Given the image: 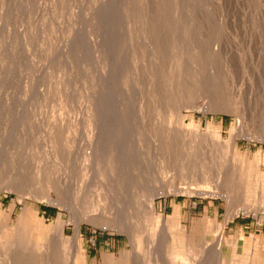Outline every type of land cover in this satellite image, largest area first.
I'll list each match as a JSON object with an SVG mask.
<instances>
[{
	"label": "rangeland",
	"instance_id": "rangeland-1",
	"mask_svg": "<svg viewBox=\"0 0 264 264\" xmlns=\"http://www.w3.org/2000/svg\"><path fill=\"white\" fill-rule=\"evenodd\" d=\"M205 76L231 110L210 108ZM0 147V241L28 239L33 264H112L182 232L219 264H264V0H0ZM200 167L215 193L218 175L240 186L235 208L188 193Z\"/></svg>",
	"mask_w": 264,
	"mask_h": 264
},
{
	"label": "bare ground",
	"instance_id": "bare-ground-1",
	"mask_svg": "<svg viewBox=\"0 0 264 264\" xmlns=\"http://www.w3.org/2000/svg\"><path fill=\"white\" fill-rule=\"evenodd\" d=\"M194 40V39H193ZM192 40V41H193ZM199 40L198 38L195 39V41ZM194 41V42H195ZM207 42V41H206ZM208 43V42H207ZM198 44V43H197ZM169 45V44H168ZM195 45V43L193 44ZM199 45V44H198ZM206 45V43H205ZM197 46V45H196ZM199 47V46H197ZM201 47V51L203 50L202 46ZM209 48V47H208ZM198 49V48H197ZM206 48H204L205 50ZM180 50V48H179ZM208 50L207 49V52L206 50L205 51H202V54L205 52L206 54L209 55L208 53ZM198 51L200 52V50L198 49ZM204 53V54H205ZM215 53H217L215 51ZM183 54V53H182ZM214 54V53H213ZM198 55V54H197ZM201 55V57H202ZM199 56V55H198ZM205 56V55H203ZM211 56V55H210ZM215 56V55H214ZM203 58V57H202ZM210 58V57H209ZM218 58V57H217ZM185 59V58H183ZM215 59V58H214ZM210 60V59H209ZM185 61V60H184ZM213 60H211L212 62ZM215 61V60H214ZM180 62H183V60H181ZM186 62V61H185ZM187 63V62H186ZM189 63V62H188ZM190 64V63H189ZM206 64V63H205ZM204 64V66H205ZM191 66H193L192 64H190ZM180 66V65H179ZM199 66V65H198ZM202 66V65H201ZM203 66V67H204ZM193 68L196 70V65L195 67L193 66ZM191 68L189 70L192 71V73H188L187 76H186V79H187V82L191 79H194V77H197L196 76V72L194 71V69ZM210 71V70H209ZM208 71V72H209ZM207 72V73H208ZM218 75V74H217ZM221 75V74H220ZM203 77V76H202ZM198 80L200 82H204L206 85H208V91L210 93V97H211V101H210V108L212 109H215V110H224V111H228V110H231L233 107H232V104L229 102L228 98L225 97L224 98H221L220 97H223V96H220V94L223 95V92H224V96H228V94H226V90L224 89V85H223V81H219L217 78H212V77H209V76H205L204 78H198ZM214 86V87H213ZM208 93V94H209ZM162 96V95H161ZM145 97V96H144ZM229 97V96H228ZM234 97H237L236 95ZM240 98V97H238ZM211 109V110H212ZM208 110V109H207ZM243 113V112H242ZM242 113H240V117L241 118V115ZM247 114V112H246ZM244 114V116L246 115ZM249 117V115H248ZM245 118H247L245 116ZM181 119V116L178 115V120ZM242 119V118H241ZM244 119V118H243ZM248 119V118H247ZM239 120V119H238ZM239 125V130H242L240 124ZM237 125V126H238ZM249 125V124H248ZM122 127V126H121ZM212 127V126H211ZM181 128V127H180ZM183 128V127H182ZM201 128V127H200ZM173 133H175L176 135L170 133L167 131V137H176L177 134H183V131L182 130H175ZM209 135V134H208ZM208 135H205L208 137ZM218 140L216 139L217 141V146H221L222 145V139H221V136H220V133L218 134ZM150 138V137H149ZM211 138V137H210ZM234 138L235 137V133H231V142H234ZM151 139V138H150ZM171 139V138H170ZM205 139V138H204ZM206 141V140H205ZM213 141V139H212ZM214 141V142H216ZM118 142V141H117ZM165 142H167V140H163L162 141V146H166L165 145ZM20 144V143H19ZM234 144V143H233ZM1 148V147H0ZM174 148V147H173ZM215 148V147H214ZM235 148V147H234ZM204 149V148H203ZM108 150V149H107ZM107 150H104L108 153ZM137 150V149H136ZM20 151V150H19ZM135 152V151H134ZM204 152V151H203ZM214 152V151H213ZM97 155L101 154L102 153V149L99 150V149H96V152H95ZM2 154V152H1ZM178 152L176 149H172L170 151H166L164 150L162 152V154L160 155V158L161 159H164V160H168L169 164L176 160L177 158V155ZM208 154V152H207ZM212 154V153H211ZM206 155V154H205ZM210 155V154H209ZM220 155V153H219ZM231 155V154H230ZM218 156V155H217ZM107 157V156H106ZM180 156H178L179 158ZM187 157H190V155L187 154ZM139 158V157H138ZM182 159V158H181ZM195 159V158H194ZM218 159V158H217ZM112 160V159H111ZM149 160V159H148ZM157 160V159H156ZM230 160V159H229ZM152 163V162H151ZM195 165V164H194ZM191 167V166H190ZM195 167V166H194ZM199 167V166H198ZM203 168V167H202ZM23 169V168H22ZM177 169V168H176ZM201 169V167L199 168ZM198 169V170H199ZM181 170V169H180ZM194 170V169H193ZM156 171V170H155ZM189 171V170H188ZM181 172V171H180ZM179 172V173H180ZM191 172V171H190ZM200 172V173H199ZM197 172L200 176L201 174V178H202V187H200L199 189H195V187L193 186L192 187V183L188 186V187H185L186 190L188 191V193H199V194H202V195H208V196H220V197H223L227 202H228V206L229 208H233L235 206V203H236V196H237V191H236V188H238L237 190H239L240 186L238 185H234V183L232 184L231 182H226V179H222L221 178V175H218V178H217V183L219 184H224V187H226V189L228 190H224V188H222L223 191H225L224 193H215L214 190H212L211 188V185H210V181L208 180V173H206V170L203 168L201 169V171ZM214 172V171H213ZM196 173V172H195ZM216 173V172H214ZM223 173V172H222ZM175 174V173H174ZM37 175V174H36ZM177 175V173H176ZM46 174L42 175L41 177V181H43V179H46ZM158 176V174H157ZM166 176V174H165ZM191 176V174H190ZM198 176V175H197ZM48 177V176H47ZM161 177V176H159ZM215 177H217L215 175ZM158 178V177H157ZM48 179H50L48 177ZM169 179V178H168ZM50 181V180H49ZM51 182V181H50ZM21 183L20 181V177H16L15 179H13V181H11V184L14 185V186H17ZM145 185V184H144ZM149 186V185H148ZM170 187V190L171 192H181V191H184L183 189H180L179 187H176V186H169ZM12 189V188H11ZM162 192H151V194L149 195V203H148V206H147V209H148V213H150L151 215H154L155 213V205H154V202H153V197L157 194H162V193H166L167 192V186H163L162 187ZM11 191V190H10ZM70 194V193H69ZM94 195V194H93ZM248 195V194H247ZM261 196L262 198L264 199V186L262 187L261 189ZM78 199V198H77ZM83 199V198H81ZM92 199V198H90ZM89 199V200H90ZM155 201V200H154ZM73 203V202H71ZM156 203V202H155ZM28 205V204H27ZM82 205L84 206L85 203H82ZM77 207V206H76ZM82 207V206H79V208ZM249 207V206H247ZM85 208V207H84ZM235 208V207H234ZM75 209V208H74ZM77 209V208H76ZM82 209V208H81ZM80 209V210H81ZM91 209V208H90ZM79 210V211H80ZM87 210V209H86ZM85 210V211H86ZM89 210V208H88ZM246 211V210H245ZM27 212H28V209L25 207L23 209V212H22V215H21V218H23L24 216L27 215ZM249 212V211H248ZM177 215H175L173 217V219L176 217ZM1 217V216H0ZM114 218V217H113ZM112 218V219H113ZM118 218V217H117ZM173 219H171V221H173ZM116 220V222L118 221L117 219H114ZM118 224V222L116 223ZM40 225V224H39ZM116 226V225H115ZM119 226V225H118ZM117 226V227H118ZM48 227V226H47ZM52 227V226H51ZM55 227L58 228V231H59V234L61 236H63L64 234V222L60 217H58L56 219V223H55ZM119 229H120V226H119ZM6 230V229H5ZM37 230V229H36ZM78 232V229L77 231ZM78 234V233H77ZM75 234V236L77 235ZM35 238V237H34ZM53 238V237H52ZM51 238V239H52ZM158 240L156 238H152V243H153V246L146 251V254L145 255H142L141 251L138 250L137 252L134 253V256L133 258H119L117 261H112L111 263L112 264H142L143 262H145L146 264H219L220 263V260L222 259V248L220 247H212L211 245L209 246V244L207 246H204L203 242L202 241H196L195 239H191L189 240L185 234L182 232L181 234H173V235H169L167 233H164L162 234V236L160 237H157ZM33 239V238H32ZM55 240V239H54ZM62 240V239H61ZM65 241H67L65 239ZM31 242V241H30ZM55 242V241H54ZM53 242V244H54ZM60 242V241H59ZM218 242V241H217ZM66 243V242H65ZM50 244H51V240H50ZM52 244V245H53ZM217 244V243H216ZM29 241L28 239L25 240L21 235H16L14 236L13 238L9 237V236H6V239L3 241L1 240L0 241V246L1 248L3 249V252L6 254V256H8V258L14 263V264H33L34 263V260H35V257L33 256V253L31 252V250L29 249ZM44 245V244H43ZM56 245V244H54ZM53 245V246H54ZM55 247V246H54ZM74 248V247H73ZM52 250V247L51 249ZM49 250V251H50ZM54 250H56L54 248ZM52 250V252L54 251ZM74 252V251H73ZM189 252V253H188ZM55 255V254H54ZM133 255V254H132ZM131 255V256H132ZM69 256V255H68ZM145 256V257H144ZM57 257V256H56ZM70 257V256H69ZM68 257V258H69ZM67 258V259H68ZM70 259V258H69ZM46 264H60L59 261H57V259H53V260H50V259H47L46 260ZM74 264H86L85 261H82V258H81V254L76 253V259H75V263Z\"/></svg>",
	"mask_w": 264,
	"mask_h": 264
},
{
	"label": "trees",
	"instance_id": "trees-1",
	"mask_svg": "<svg viewBox=\"0 0 264 264\" xmlns=\"http://www.w3.org/2000/svg\"><path fill=\"white\" fill-rule=\"evenodd\" d=\"M45 208V210H50V211H54V209H51V208H49V207H44Z\"/></svg>",
	"mask_w": 264,
	"mask_h": 264
}]
</instances>
